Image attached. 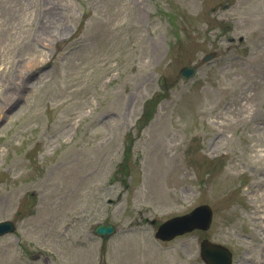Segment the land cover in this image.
Wrapping results in <instances>:
<instances>
[{
  "label": "rangeland",
  "instance_id": "obj_1",
  "mask_svg": "<svg viewBox=\"0 0 264 264\" xmlns=\"http://www.w3.org/2000/svg\"><path fill=\"white\" fill-rule=\"evenodd\" d=\"M200 205L210 229L155 237ZM6 221L0 264H258L264 0H0Z\"/></svg>",
  "mask_w": 264,
  "mask_h": 264
},
{
  "label": "water",
  "instance_id": "obj_2",
  "mask_svg": "<svg viewBox=\"0 0 264 264\" xmlns=\"http://www.w3.org/2000/svg\"><path fill=\"white\" fill-rule=\"evenodd\" d=\"M210 57H206L209 60ZM196 74L194 67H185L179 73V76L190 79ZM165 79H162L161 86L164 85ZM213 220V211L208 205H201L192 212L172 218L163 223L156 232V238L162 241H170L179 235L192 232L195 229L208 230ZM14 230V225L9 222H0V234H6ZM116 229L112 224L97 225L94 233L104 240H107ZM201 257L206 264H232V253L228 248L220 244L211 243L204 240L201 243ZM264 264V263H263Z\"/></svg>",
  "mask_w": 264,
  "mask_h": 264
},
{
  "label": "bare ground",
  "instance_id": "obj_3",
  "mask_svg": "<svg viewBox=\"0 0 264 264\" xmlns=\"http://www.w3.org/2000/svg\"><path fill=\"white\" fill-rule=\"evenodd\" d=\"M264 263V250L262 254L260 255V259L258 260V264H263Z\"/></svg>",
  "mask_w": 264,
  "mask_h": 264
}]
</instances>
